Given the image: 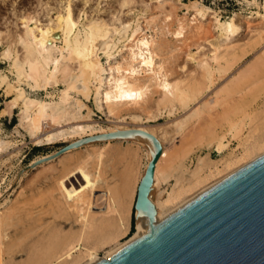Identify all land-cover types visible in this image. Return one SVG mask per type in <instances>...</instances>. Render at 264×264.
<instances>
[{"label":"bare ground","instance_id":"obj_1","mask_svg":"<svg viewBox=\"0 0 264 264\" xmlns=\"http://www.w3.org/2000/svg\"><path fill=\"white\" fill-rule=\"evenodd\" d=\"M157 1H159V4L162 6V8L168 5L169 3L167 2V0H157ZM157 1L155 2L158 4ZM182 1L183 0H177L178 3ZM130 2H132V0H122L120 3L121 8H124V6H126ZM129 6H127V8ZM148 6L149 5L147 4L146 7ZM171 6L172 8L176 10L177 7L175 8L174 4ZM183 6L187 7V9L189 8L194 9V13L191 19L192 22L190 20L191 24H196L194 22L195 20L197 22L198 17H200L202 20H208L210 18L209 16L213 15V18H211L212 24H213L212 26L214 30L218 32L217 34L218 37L216 36L215 37L216 39L214 40V42L211 41L209 43L211 46V49H210L211 56H207L205 58L203 57V59H201L202 58L201 57L200 58L201 60L197 64V66H199V68L203 71L201 74H204L205 78L209 79V81L212 82L213 75L216 76V74H214L215 71L220 72L223 70L224 72V68L225 69L227 68L223 65V62H225L228 65L230 61L232 60V59L229 60L230 55L232 54L231 50L234 47V46L231 47V43L234 40V38L239 34V31L242 26L239 25L236 14H233L231 17H229L228 20L223 21L219 17V14L216 11L211 10L210 8L204 6L201 1L192 0L189 5L184 4ZM73 8L71 5V0H68L63 11L60 12L59 15H56V18L52 19L51 17L52 19L51 22L47 24H42L38 16L36 18L34 14H33L34 16L30 14H24V15H20L21 17H18L20 21V25H22L23 30L18 35L17 41H18V44L21 45L20 47H22L21 51H23V53L22 52H21L22 54L20 53L22 57L16 58V60L14 61V68L16 69L18 80L15 81L16 83L13 82V84H11L12 82L8 83L9 88L11 90L13 89L17 93V96L14 99L6 102L5 107H3L0 110V117H4V116L11 117L13 115L14 110L18 107L19 103L22 102V108L19 114V127L26 130V132L31 136L32 142L34 141V143L40 146H52V145L56 146V144H65V143L68 145V144H73L76 142L84 141L87 138H92V137L94 138L95 136L110 134L108 132H105L102 134L95 135L98 131L104 130L105 128H102V126L97 127L93 125V123L92 124L85 123L86 119H91L94 114L93 110L87 104V102L90 101V98L92 96H94V103L97 109L107 114V117H108V116H116V115L118 116L121 113V111H123L124 108H126L127 112L131 111V108H134V107L135 109L136 107H139L142 110L143 108L141 107L147 104L150 101L149 99L155 94L159 95L158 101H155L156 103L158 102L157 103L158 105L160 104H169V105L174 104L175 105V102L179 101L180 103H182V106H180V108L185 107V106L187 107L189 101H192L193 98L196 99L195 97L196 92H199L200 88H205L201 85L203 83H200L201 85L200 87H199V84L196 83L197 85L196 88L197 89L199 88L198 90H196L194 83H193L194 86L193 85L192 86L195 89L189 88L191 85L190 86L188 85V87L186 88V86H184L183 84V81L187 80V78L185 77L183 78V76L182 78L185 80L181 78L182 81H179L180 79L173 80L170 78V75L168 73V71L170 70H167L168 67L166 69V66H165V62L170 61V60H167V57L169 55H165L167 56L165 62L161 58V52L163 48H166L165 46L166 43L164 44L163 41L160 42V40L159 41L157 40L159 38L158 37V34L160 32L159 30H158L159 32H155V34L149 35L148 33H145L143 29L139 26L133 29L131 36H128L129 30L132 28V23L130 20L129 21L127 20L128 22L122 21L124 23L120 22L121 26L118 27V26H112L110 23L106 22L107 21L106 19H105L106 21L102 19L103 17L102 18L94 17V19H92L91 21L86 22L87 24H84L83 28H79L81 15L76 16L75 13L73 12ZM142 8H141V12L144 11V10L142 11ZM118 12L120 13V11ZM98 14L99 13H97V15ZM257 14H256L257 17L264 19V15H263L264 13L261 14L260 12H257ZM187 15H189V12L185 13L183 18L178 17L176 19V21L178 22V28L173 32V36L178 40L185 36V32L187 28L189 27L190 22L189 23L186 22ZM175 17H177V14L175 15ZM114 20L112 21L114 22ZM117 20H120V17L119 19L117 18ZM166 20L171 21L172 14L167 15ZM17 22L18 21H16V23ZM117 22L119 23V21ZM167 25L168 24H166V27H168ZM261 26L263 25L261 24ZM248 27H250V25ZM202 28L203 27L201 25L198 27V30H201ZM162 31H161V34L163 33ZM118 35L120 36V38H118L117 40ZM123 40L124 42L126 41V44H124L118 51V54L115 55L113 53V50L116 47L118 49V44L120 42L122 43ZM58 43H61V45H58ZM239 47H242V46H239ZM199 48L204 50L205 46L202 47L201 45L199 46ZM11 49L12 48H8L5 51L4 53L5 57L10 58L12 56ZM167 52L169 53V51ZM176 52H177V49H176ZM102 54H104L107 57V61L105 63L102 61ZM235 55L236 53L232 55V58ZM187 57L190 60H195V59L198 60L196 58V54L191 53V52L187 53ZM260 58L261 57L259 56L258 59ZM211 62H214L215 64H217V68H213ZM167 63L169 64V62ZM257 64L255 66H257ZM185 65H183V67L182 66L180 67L182 68L181 70L186 68ZM255 66H254V70L257 68V67L255 68ZM252 70L253 68L251 69L249 68V70L247 71L245 70L246 72L244 71L245 73L243 72V74L241 73V75L239 73L237 74L238 76L236 75V77L235 76L232 77V78H236V82L234 81L235 85L241 86L240 82L241 83L245 82L247 78L246 76L249 74H253L251 73ZM195 71H198V70H195ZM0 78H1L0 86H2L5 82H8L7 76H1ZM249 78H247L246 81H249L248 80ZM198 80L199 79H197L196 81ZM22 82H27L33 91H37L40 89L46 90L49 86L55 83L57 84L58 82H61V83L63 82L65 84V87L63 90H61L60 95H58L59 99L57 101L50 100L51 101L50 102V101H47V99L41 100L38 98L28 96L26 94L25 89L20 86ZM228 83H230L229 80H228ZM230 85L232 86V83ZM235 85L231 87V86H228L227 84V87L231 88L232 90V88L236 89L234 88ZM223 88L225 89V87ZM223 88H222V93H223ZM238 89H240V87H238ZM209 94L211 93H208V95ZM216 94L220 96L221 93L218 94L217 92ZM216 94L215 96L218 99V96ZM211 99H214V98L211 97ZM207 101H208L207 103H209V100ZM205 103L206 102L204 101L203 104ZM213 103L211 104L214 105ZM192 105H193V102H192ZM198 105L196 104V106ZM199 109H202V108L197 107L190 113L187 112L186 115H184L180 119L174 120L172 122V125L170 124L168 125V123L161 124L156 129H154L155 127H153L152 130H149L148 126L146 125L145 126L141 125L139 129H128L125 126L122 127L119 124H117L116 126H118L119 128L113 129L114 131L111 132V133H117L120 131H128V130H144L154 135L158 139V141L160 142L162 146V154L156 165V170L154 174V184H153V188L150 194V200L155 205L156 213L152 214L148 211H137L136 210L137 212L136 213V223H135L136 230H137L136 233L133 236L128 237V239L125 242L118 243L117 245H115L116 247H113L112 249L107 251L106 255L103 258L99 257L96 246H99L100 244H102V248H103V245H105V242H107L108 240L110 241L111 239L113 240L120 232H122L125 236L129 234L131 225H130V220L128 217L129 214L127 215L128 210L126 211V199H128L127 198L128 192L125 189H127V187L125 188L123 186L125 189H123L122 187V189L125 190L123 194H121V192H123L122 189L120 190V192H119V189H117L119 192V195H117L111 188H109V185H108L107 190L104 191L101 195L97 196L95 192L97 193V191L99 190L98 189L99 182L101 181L102 176L104 174L103 171H105L106 169V168L104 169L105 162L107 159H109L110 157L109 155H113L112 154L113 152L110 151L111 153L108 154L109 152L107 153L106 149L100 148L90 153L86 158L81 157L82 158L81 161H79L81 159L79 157L80 159L76 160V162L77 161L79 162L77 164L75 163L76 165L74 169L73 170L70 169L68 174L66 173V175L63 178L59 179V182L57 181V186H58L57 188L62 197L60 203L63 206L64 211H66L68 214L74 215L76 217V221L80 223V227L78 231L75 232V234L77 233L78 235L74 236V240L76 239V242L73 241L67 246L63 245L68 242L67 237L69 236L65 235L66 238L63 239L64 241H61V243L62 242L64 243H62L60 247H63V248L65 246L66 247L64 249L58 248L59 250H61L59 253L57 249H54V252L56 254L54 255L53 250H51L52 247L53 246L55 247L56 245L54 243V245L51 247L50 250L52 251L55 257L52 255L53 258H51L52 260H50V258L46 256L47 259L43 258V260L48 261L49 259L50 261L48 263H46L47 261L45 263L44 262H40V263L41 264L42 263L44 264H94L100 259L109 260L110 255L120 252L121 250H123L124 248L132 244L133 242L146 236L153 229H155L158 225H160L162 222H164L174 213L184 208L190 202L202 196L203 194H205L206 192H208L209 190H211L212 188H214L215 186H217L218 184H220L225 179H227L234 173L238 172L242 168L249 166L253 162L264 157V136H262L261 138L250 139L246 141L245 143H243V148L241 152L238 154L232 153L233 152L232 151L230 156H223V153L228 148L229 144H226V140H225L226 134L220 136L218 133H216L218 131L217 130L214 133V135L210 137V142L208 145L209 147L210 146L216 147V151L220 155H222V158L219 160H213V159H209L208 156H202L198 159L197 166L192 172V174L190 175V178H186L184 176H180V177L175 176V179H174L173 172L177 171L178 169L180 170L182 169L184 159L189 154V152L192 151V147L196 143L193 140L192 142H188L185 139H182V140L180 139V144H179L180 149L178 150L177 148H174L175 150L177 149L174 153L172 151L173 148L171 149V146L174 143H176V138L179 132H180V137L183 136V128L185 124L190 118L194 116L196 117V115L199 112ZM183 110L184 109H182V111ZM146 118H147V121H150L152 120L153 116L149 115ZM133 120H142L141 113L140 115L134 114ZM229 123H230L229 130H230V134L232 135V137L234 138L242 137V133L244 129V119L229 121ZM120 139H123V138H115V139L110 138V139L95 140V141H92V142H89L83 145L80 148L96 146V143L100 141L111 142V140H120ZM124 140L133 141V143L138 142L142 144L143 146H145L148 150L147 152L148 162L145 165L146 167L143 171V174L140 175L141 176L140 180H138L139 181L138 188H139L140 182L142 181V178L146 174V171L149 167L150 162L153 160V156L156 152V147L154 145V142L145 136H132L129 139H124ZM7 144L8 143H6L4 140L0 138V151H3L4 148L7 146ZM78 149L79 148L71 149L65 154H63L62 156H60L59 158L52 159V160L50 158L56 152L51 155L42 157L36 162L45 160V159H48V160L36 166L35 170L40 169L42 166L46 168L48 165L50 166L55 161L57 162L58 160H61V158L64 157L65 155L67 154L70 155V153L72 154L73 151L78 150ZM64 159L67 160V158L65 157ZM69 159L71 160L72 158H69ZM74 160L75 159L71 161H74ZM61 163L63 162L61 161ZM91 163L92 164L94 163L95 165V168H96L95 174H93L89 168V165H91ZM70 165L73 166V163L72 164L70 163ZM54 168L55 167H53V169ZM72 177L74 178L77 177L76 182L69 181L70 178L72 179ZM173 180H175L174 184L171 183ZM67 181H69L70 183L68 182L69 183L68 184ZM126 185L128 184H125V186ZM168 186L171 187V189H169ZM48 193L51 194V191H49ZM55 199L57 200V198ZM100 201H102L101 206L104 205V207L100 209L101 212L94 213L97 211L96 210L94 212L92 211L93 206L94 204H99L98 202ZM41 203H42V200L40 204ZM2 214L3 213L0 212V264H5L4 262L5 257L3 256L4 255L3 254L4 244L2 243L3 241L2 238H5V237L2 236L1 231H2L4 224L7 223V221L4 223ZM8 227L9 226H7V228ZM6 229H5V232H6ZM122 233L119 234L117 238L120 235H123ZM72 236L70 235V237ZM57 237H59V235ZM61 237L64 238L63 236ZM56 238H55V242L58 239H60V237L57 238V240ZM62 238L60 240H62ZM91 238L94 242V246L92 245L90 247L89 244L85 241H89ZM68 239L71 240L70 238ZM39 259L37 261L33 260V264H35L36 262L38 263L40 261Z\"/></svg>","mask_w":264,"mask_h":264},{"label":"rangeland","instance_id":"obj_2","mask_svg":"<svg viewBox=\"0 0 264 264\" xmlns=\"http://www.w3.org/2000/svg\"><path fill=\"white\" fill-rule=\"evenodd\" d=\"M67 1L68 0H0V77L1 76L8 77V82H5L2 86H0V110L3 107H5L7 101H10L17 96V93L13 89L11 90L9 88L8 83L12 82L11 84H13V82L16 83L15 81L18 80L17 72L16 69L14 68V61L16 60V58L22 57L21 54L23 53V51H21L22 47H20L21 45L18 44L17 41L18 35L23 30L22 25H20V21L18 17H21L20 15H24V14H30L32 16L35 15L36 18L38 16L42 24H47L51 22L52 19L56 18V15H59V13L63 11V9L67 4ZM121 1L122 0H106V1L105 0H71V5L72 8L74 7L73 12L75 13V15L76 16L81 15L79 28H83V25L87 24L86 22H89L92 19H94V17L95 18L103 17L102 19L104 20L106 19L107 20V21L105 20L106 22L110 23L112 26H118V27L121 26L120 22L122 21L128 22L130 20L132 23V28H131L132 30L131 29L129 30L128 36H131L133 29L139 26L143 29L145 33H148L149 35L155 34V32L160 31L158 34L159 38L157 40L158 41L160 40V42L163 41L164 44L166 43L165 44L166 48L162 49L161 58L165 62L167 57L165 55H169L167 57V60L170 61H166L165 66L166 69L168 67L167 70H170L168 71L170 78L173 80L180 79L179 81H182L184 77L187 78V80L183 79L185 80L183 81V84L184 86H186V88L188 87V85L189 86L191 85L189 88H194L193 87L194 85L196 88L197 87L196 83L199 84V87L202 85L205 88H200L201 91L198 88L199 92H196L195 95L196 99L193 98L192 101H189L187 107L183 105L186 108L185 107L180 108V106H182V103H180L179 101H176L175 105L170 104L171 106L169 104L158 105L157 104L158 102L156 103L155 101H158L159 95L155 94L149 99L151 102L149 101L147 104L141 107L144 110L143 109L141 110L139 107H136L135 109L134 107L131 108V111L127 112L126 108H124L123 111H121V113L118 116L116 115V116H108V117L107 114L97 109L94 103V96H92L90 98V101L87 102V104L93 110L94 114L91 119H86L85 123L88 124L93 123V125L97 127L102 126V128H105L104 130L98 131L95 135L102 134L105 132L111 133L114 131L113 129L119 128L118 126H116L117 124H119L122 127L125 126L128 129H139L141 125L144 126L146 125L148 126L149 130H152L153 127H155L154 129H156L161 124L168 123V125L169 124L172 125V122L174 120L180 119L181 117L186 115L187 112L190 113L197 107L202 108L203 111L202 109H199V112L196 115V117L194 116L187 121V123L183 128V136H181L182 138L180 137V132H179L176 138V143H174L171 146V149L173 148L172 151L174 153L177 149L178 150L180 149L179 148L180 139L181 140L185 139L188 142H192L193 140L196 143L193 145L192 151H190L189 154L184 159L182 169L181 170L178 169L177 171L173 172L174 179L175 176L176 177L184 176L186 178H190V175L197 166L198 159L202 156H208L209 159H213V160H219L222 158V155H220L216 151V147L213 146L209 147L208 145L210 142V137L213 136L217 130L218 131L216 133H218L220 136L226 134V139H225L226 144H229L228 148L223 153V156H230L232 151H233L232 153L238 154L241 152L243 148V143H245L250 139L261 138L262 136H264V65H263L264 63H262L264 62L263 61L264 60V52H263L264 51V32H263L264 19L257 17L258 15L257 12H260L261 14L264 13V0H256V1L255 0H198L201 1L204 6L210 8L211 10L216 11L219 14V17L223 21L228 20L229 17H231L233 14H236L238 18L237 19L238 23L240 26H242L239 31V34L237 35L238 37L236 36L233 40L234 42L232 41L231 43V47L232 46L234 47L231 50L232 54L230 55L229 60L231 59L232 60L228 65L225 62H223V65L227 68L229 66V68L228 69L224 68V72L223 70L220 72L218 71L219 74L218 72L215 71L214 74H216V76L213 75L212 82L209 81V79L205 78L204 74H201L203 71L199 68V66H197V64L201 59H203V57L205 58L207 56H211V50H210L211 46L209 43L211 41L214 42V40L216 39L215 37L216 36L218 37L217 35L218 32L214 30L212 26L213 24L211 18H213V15H210L209 16L210 18L208 20H202L200 17H198L197 22L196 20L194 22L196 24H191L192 22L191 19L194 13V9L193 8L187 9V7L183 5L184 4L189 5L192 0H183L182 2H180L182 5L178 3L177 0H171V1L167 0V2L169 3L168 5L163 7L164 10L162 6L159 4V1L157 0H136V1L132 0V2L124 6L125 9L121 8L120 5ZM155 1H157L159 5ZM172 3L175 5V8L177 7L176 10L172 8L171 6L173 5ZM147 4L149 5L148 7H146ZM127 6H129L130 8L129 7L127 8ZM141 8L142 11L144 10L143 12H141ZM118 11H120V13ZM187 12H189V15L186 16L187 17L186 22L189 23L191 20V22L189 23L190 28L188 27L185 32V36L178 40L173 36V32L178 28V22L176 21V19L178 17L183 18L184 14ZM97 13L99 14L97 15ZM117 13L119 16L117 15ZM125 13H127L128 15ZM174 13L175 15L177 14V17H175ZM166 14L167 15L172 14L171 21L166 20V16H167ZM119 17L120 20H117V18L119 19ZM112 20H114V22L116 23H114ZM16 21L18 22L16 23ZM44 21L47 22L45 23ZM117 21H119L120 25ZM162 21L164 22V24ZM166 24H168L167 26L169 27V29L168 27H166ZM200 24L202 25L203 28L201 30H198V27L201 26ZM261 24L263 26H261ZM249 25L250 27H248ZM254 27L257 29H255ZM161 31L163 32L162 34ZM118 38H120L119 35L117 36V40ZM124 44H126V41L124 42L123 40L122 43L120 42L118 44V49L116 47L113 50V53L117 55L118 51ZM168 44L170 47L168 46ZM58 45H61V43H58ZM201 45L202 47L205 46L204 50L199 48V46ZM8 48H12L11 49L12 56L10 58L5 57L4 55L5 51ZM173 50L175 51V53ZM167 51H169V53ZM188 52L196 54V58L198 60L196 59L190 60L187 57ZM235 53H236L235 55L236 58L235 56H233L232 58V55ZM259 56L263 59L261 58L258 59ZM102 61L104 63L107 61V57L104 54H102ZM167 62H169L170 65ZM211 64L213 68H217V64H215L214 62H211ZM230 64L232 67L230 66ZM256 64L257 66H255ZM183 65H185L186 68L181 70L182 68L180 67L181 66L183 67ZM253 65L255 66V68L257 67L258 69L256 68L254 70ZM249 68L250 69L253 68V70L251 71V73L253 74H249L246 76L247 78L250 77L248 79L249 81H246L247 78L245 77L246 78L245 82L243 81H242L243 83L240 82L241 86L235 85L236 78H232V77L234 76L236 77V75L239 73L240 75L241 73L243 74V72L245 70L246 71L249 70ZM197 79L199 80L196 81ZM224 79L227 81H225ZM228 80L230 83H228ZM200 83L203 84L200 85ZM231 83L232 86L235 85L234 88L236 89L232 88L231 90V88L227 87V84L228 86H231L230 85ZM20 86L25 89L26 94L28 96L38 98L41 100L47 99V101L50 100L57 101L59 99L58 95H60L61 90L64 89L65 84L63 82L62 83L58 82L57 84L55 83L49 86L46 90L40 89L37 91H33L27 82H22ZM223 87H225V89ZM238 87H240V89H238ZM222 88H223V93H222ZM198 89L196 88V90ZM215 89L217 90L218 94L221 93L220 96L216 94L217 92ZM208 93L211 94L208 95ZM215 94L218 96V99L215 96ZM211 97H213L215 100L211 99ZM199 99L201 100V102ZM203 100L206 102L205 104H203L204 103ZM207 100H209V103H207L208 102ZM216 101L219 103H217ZM211 103H213L214 105H212ZM196 104L199 105L196 106ZM21 108H22V102L19 103L18 107L14 110L13 115L11 117L8 116L0 117V138L4 140L6 143H8L7 146L4 148V150L0 151V212L3 213L2 217L4 219V223L7 221V223L4 224L1 231L2 236L5 237L2 238L3 240L2 243L4 244L3 256L5 257L3 258L5 260L4 261L5 264H30V263L33 264V260L37 261L39 258L40 261L38 263L34 262L35 264H41L40 262L45 263L47 260H43V258L45 259L47 256L50 258V260H52L51 258H53V256L56 255L54 249H57L59 253L61 251L59 249H64L68 244L72 243L73 241L76 242V239L74 240V236L78 235L77 233L75 234V232L78 231L80 227V223L76 221V217L74 215L68 214L66 211H64V208L60 203L62 197L57 188L58 187L57 181L59 182V179L63 178L66 175V173L68 174L70 169L73 170L75 165L79 161H81L82 158H86L90 153L100 148L106 149L107 151L106 150L105 151L107 153L109 152L108 154H110L111 153L110 151H112L113 155H109L110 156L109 159H107L108 156L106 158L108 160V161L106 160L105 162L104 169L105 168L106 169L105 171H103L104 174L102 176L101 181L99 182V186H98L99 190L97 191V193L95 192V194L97 196L101 195L104 191L107 190L109 185V188H111L117 195H119V192L122 189V187L123 186L125 188L127 187V189H125L124 187L123 189L127 190L128 192V197H127L128 199H126V211L128 210L127 215L129 214L128 217L131 225L129 234L127 236H125L122 232H120L119 234L122 233L123 235H120L117 238V236L119 235L118 234L113 240L112 239L110 241L108 240L107 242H105V245H103V248H102V244H100L101 246L100 245L96 246L99 257L103 258L106 255L107 251H109L113 247H116L115 245H117L118 243L125 242L128 239V237L133 236L137 231L135 226L136 213H137L135 209V204H136L137 192H138L137 189L139 183L138 180H140L141 178L140 175L143 174V171L146 167L145 165L148 162L147 148L138 142L133 143V141H128L124 139L111 140V142L100 141L96 143V146L79 148L78 150L73 151L72 154L70 153V155L69 154L65 155L64 157L67 158V160L64 159V157H62L61 160H58L57 162L55 161L50 166L48 165L46 168L42 166L43 168L41 167L40 169L35 170L36 168H32L31 166L37 160L59 151L67 144L66 143L56 144V146L55 145L40 146L34 143V141L32 142V138L26 132V130L19 127V114L21 112ZM182 109L184 110L182 111ZM138 110L141 113L142 120H133L134 114L140 115ZM149 115L153 116V118L152 120L147 121L146 117ZM238 119L239 120L244 119V129H243L242 137L234 138L230 134L229 121L238 120ZM125 139H129V138H125ZM174 148L177 149L175 150ZM79 157L82 158L80 159ZM69 158H72L71 160L73 159L75 160L71 161ZM77 159L80 160L76 162ZM61 161L63 163H61ZM68 162H70L71 164L73 163V166H71L70 163ZM66 165L67 166L70 165V166L67 167ZM53 167L55 168L57 167V168L53 169ZM89 168L93 174L96 173L95 170L96 168L94 163L93 164L91 163V165H89ZM76 180L77 177L75 178L72 177V179L70 178L69 181L76 182ZM69 181H67V183ZM171 183L174 184L175 180H173ZM125 184L128 185L125 186ZM168 188L171 189V187L169 186ZM117 189H119V192ZM123 189H122L123 192H121V194H123L125 191ZM49 191H51V194L48 193ZM55 198H57L58 201ZM41 200L42 203L40 204ZM98 203L99 204H94L93 206L92 211L93 212L95 210L97 211L94 213L101 212L100 209L104 207V205L101 206L102 201ZM6 225L9 227L7 228ZM5 226L7 229L5 228ZM4 228L6 229V232ZM58 235L60 239L62 238L61 236H63L64 238H62V240L60 239L57 240V238H59L57 237ZM65 235L66 236L68 235L69 237H67L68 242L66 244H63L66 245L63 248L60 247V245L64 243V242L61 243V241H64L63 239L66 238ZM70 235L71 236L73 235L72 236L73 239L72 237H70ZM55 238L57 240L56 242H55ZM68 238H70L71 240H69ZM91 240L92 238L89 241H85L89 244L90 247L92 245L94 246V242L93 240L92 241ZM54 243L56 244L55 245L56 248L53 246ZM57 243L59 244V246ZM50 249L53 250L54 255ZM50 260L48 259L46 263H48Z\"/></svg>","mask_w":264,"mask_h":264},{"label":"water","instance_id":"obj_3","mask_svg":"<svg viewBox=\"0 0 264 264\" xmlns=\"http://www.w3.org/2000/svg\"><path fill=\"white\" fill-rule=\"evenodd\" d=\"M132 136H145L156 147L135 204L137 211L155 214L150 194L162 146L154 135L144 130L99 135L68 144L50 159L95 140ZM94 264H264V157L190 202L146 236L110 255L109 260Z\"/></svg>","mask_w":264,"mask_h":264}]
</instances>
